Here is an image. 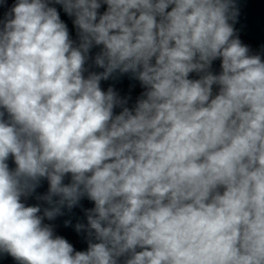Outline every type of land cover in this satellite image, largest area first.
Listing matches in <instances>:
<instances>
[{
	"label": "clouds",
	"instance_id": "obj_1",
	"mask_svg": "<svg viewBox=\"0 0 264 264\" xmlns=\"http://www.w3.org/2000/svg\"><path fill=\"white\" fill-rule=\"evenodd\" d=\"M54 2L75 17L78 46L48 0H18L0 29V252L21 264H264V62L234 38L233 0H103L99 18V0ZM93 45L104 71L85 78ZM117 70L147 91L114 116L124 101L100 82ZM41 178L40 198L60 197L43 217L20 202ZM85 195L100 242L74 252L42 221Z\"/></svg>",
	"mask_w": 264,
	"mask_h": 264
}]
</instances>
